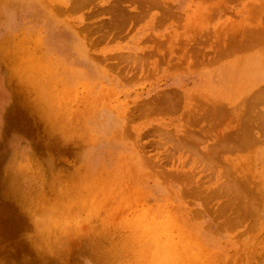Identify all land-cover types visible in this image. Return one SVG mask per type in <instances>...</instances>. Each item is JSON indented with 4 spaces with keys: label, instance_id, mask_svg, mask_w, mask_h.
Returning <instances> with one entry per match:
<instances>
[{
    "label": "rangeland",
    "instance_id": "374dc122",
    "mask_svg": "<svg viewBox=\"0 0 264 264\" xmlns=\"http://www.w3.org/2000/svg\"><path fill=\"white\" fill-rule=\"evenodd\" d=\"M0 102V264H264V0H0Z\"/></svg>",
    "mask_w": 264,
    "mask_h": 264
},
{
    "label": "clouds",
    "instance_id": "9594fccd",
    "mask_svg": "<svg viewBox=\"0 0 264 264\" xmlns=\"http://www.w3.org/2000/svg\"><path fill=\"white\" fill-rule=\"evenodd\" d=\"M21 195L23 210L31 225L25 239L38 256L60 257L77 238L74 220L55 204L41 202L30 184L23 185Z\"/></svg>",
    "mask_w": 264,
    "mask_h": 264
},
{
    "label": "bare ground",
    "instance_id": "6f19581e",
    "mask_svg": "<svg viewBox=\"0 0 264 264\" xmlns=\"http://www.w3.org/2000/svg\"><path fill=\"white\" fill-rule=\"evenodd\" d=\"M167 96V95H166ZM169 100V99H168ZM167 100V101H168ZM0 106H1V102H0ZM7 118V117H6ZM3 120H2V118L0 119V123L2 122ZM6 122V121H5ZM9 123V122H8ZM1 221V220H0Z\"/></svg>",
    "mask_w": 264,
    "mask_h": 264
}]
</instances>
